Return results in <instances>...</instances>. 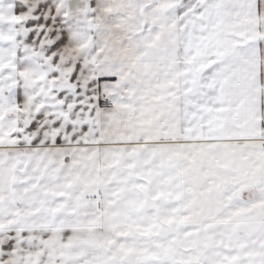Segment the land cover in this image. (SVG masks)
Wrapping results in <instances>:
<instances>
[{
    "label": "snow or ice",
    "instance_id": "6c2138e0",
    "mask_svg": "<svg viewBox=\"0 0 264 264\" xmlns=\"http://www.w3.org/2000/svg\"><path fill=\"white\" fill-rule=\"evenodd\" d=\"M0 264H264V0H0Z\"/></svg>",
    "mask_w": 264,
    "mask_h": 264
}]
</instances>
